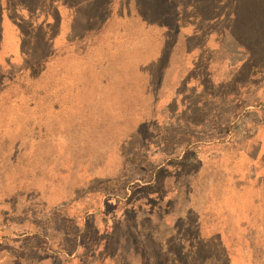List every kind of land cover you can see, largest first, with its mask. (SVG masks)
<instances>
[{
    "label": "rangeland",
    "instance_id": "rangeland-1",
    "mask_svg": "<svg viewBox=\"0 0 264 264\" xmlns=\"http://www.w3.org/2000/svg\"><path fill=\"white\" fill-rule=\"evenodd\" d=\"M214 1L0 0V18L12 5L30 17H18L22 43L0 65V264H264V0H227L235 37L223 39L201 91L181 74L207 72V63L187 59L174 38L172 63L150 62L157 51L119 52L129 41L120 29L139 6L174 28L182 9L207 18ZM159 32L154 49L166 46ZM77 36L72 101L54 76L71 60L56 65L54 56ZM108 40L118 51H104ZM94 58L142 71L128 83L141 99L107 102L116 108L88 100ZM162 79L183 90L185 105L167 96L153 106L146 93Z\"/></svg>",
    "mask_w": 264,
    "mask_h": 264
},
{
    "label": "crops",
    "instance_id": "crops-1",
    "mask_svg": "<svg viewBox=\"0 0 264 264\" xmlns=\"http://www.w3.org/2000/svg\"><path fill=\"white\" fill-rule=\"evenodd\" d=\"M214 2V13L207 18L198 14L191 15L188 13L185 15L184 10L182 9V12H178L174 28L167 25L161 18L153 17L150 14H143L142 6H139L137 12L127 17L128 22L133 23L134 25L129 28L120 29V34H126L129 32V41L127 45L123 46V52L120 50L119 52L123 57V54L127 53L129 55H135V57L139 58L144 56V54L149 56L157 51L156 55L153 56L156 57L155 59L147 58L150 62H158L163 60L164 57L167 58V56H169L168 61L169 63H172L175 47L170 49L168 43L174 38L175 46L178 47L180 44L182 45L187 59L193 58L194 60L204 61L207 63V72H202L201 67L199 65H195L192 68L194 70L192 75L187 74V76H184L183 73L181 74L182 77L180 76L182 83L186 85L188 89L192 86L196 91H199L201 87L207 84L205 80L206 78L211 77L212 80H214L213 76L216 75V72L213 70L210 62L218 61V55H220L224 48V46L221 45L223 39L235 37V33L232 29V24L237 19L234 7H228L227 0H215ZM182 8H184V6ZM9 9L7 10V16H2L0 18V65H5L7 62L10 64L12 62V58L17 56L19 42L21 44L23 40L20 21L21 19L22 21H24V19L28 21L30 20V17L22 14L17 6L12 5ZM42 23L46 26V19ZM224 23L227 24L221 27ZM132 29L135 30L132 31ZM101 32L99 33L100 35ZM136 32H138V34H134ZM152 32H159V37H157V39H159L158 42H160L161 45H166L165 47H156L155 50L149 45L148 42L151 41L150 39L153 36ZM131 36H135V39L132 40ZM83 43L84 45L89 46L87 45L88 42ZM107 43L109 44L103 48L104 51L108 49L109 52H112L114 51V48L118 51L113 42L108 40ZM79 44L80 39L77 36L76 40H73V43H71L70 50L62 52L59 56L57 54L54 56L56 65L57 63H60V58H63L62 62L64 60H68V62H70L71 60V65L61 64L62 67L54 71V76L55 84L60 88L59 92L63 96L62 98L70 97L72 101L73 99L74 101L78 100L79 96ZM8 47L9 55L7 56V52L4 51V49ZM198 49L202 52V55L199 57L194 56ZM166 51H168V53H166ZM69 55L70 57H68ZM112 59L115 60L114 58ZM93 60L96 62L97 67L93 70L87 67V74H85V76H87V80L84 83V87H87L86 93L88 100H94L95 103H103L104 107L108 106L116 108L113 105L109 106L107 102L115 103L123 101L126 103H132L141 99L137 96V94L133 93L132 87H128V83L135 82L136 77H141V74H143L142 71L139 72L137 70L134 71L132 69L121 68L120 64L115 68L112 67L106 69V63H101L99 58H94ZM226 60L238 61V57L236 56V58L233 59V57L230 56V58H227ZM110 65H112V63H110ZM50 71V68L41 69V72H44V75L47 77L51 76ZM152 74H154V72L150 73L151 77H153ZM109 76H112L113 82L107 79ZM100 77L103 78L102 81H99L98 78ZM229 77L232 78L231 75ZM125 83H127V86ZM164 84V79H162L161 88L158 92H155L154 88L147 91L146 95L152 97V103H154L153 106L155 108H161L164 105L163 99L167 96H169V101L172 103H179L181 100L182 104L185 105L184 99H181L183 90H173L172 88L168 89V87H165ZM133 87L136 88L137 85ZM131 107H140V105H132Z\"/></svg>",
    "mask_w": 264,
    "mask_h": 264
},
{
    "label": "trees",
    "instance_id": "trees-1",
    "mask_svg": "<svg viewBox=\"0 0 264 264\" xmlns=\"http://www.w3.org/2000/svg\"><path fill=\"white\" fill-rule=\"evenodd\" d=\"M211 6H213V3H211ZM114 234H115V232H114Z\"/></svg>",
    "mask_w": 264,
    "mask_h": 264
}]
</instances>
